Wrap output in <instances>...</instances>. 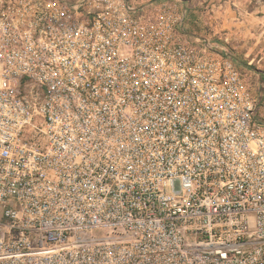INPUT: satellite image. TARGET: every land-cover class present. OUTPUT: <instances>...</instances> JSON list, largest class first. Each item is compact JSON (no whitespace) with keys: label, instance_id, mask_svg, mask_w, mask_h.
<instances>
[{"label":"built area","instance_id":"2783aa9c","mask_svg":"<svg viewBox=\"0 0 264 264\" xmlns=\"http://www.w3.org/2000/svg\"><path fill=\"white\" fill-rule=\"evenodd\" d=\"M174 0H0V264H264V120Z\"/></svg>","mask_w":264,"mask_h":264},{"label":"rangeland","instance_id":"374dc122","mask_svg":"<svg viewBox=\"0 0 264 264\" xmlns=\"http://www.w3.org/2000/svg\"><path fill=\"white\" fill-rule=\"evenodd\" d=\"M174 1L185 12L192 39L209 41L239 60L264 120V0Z\"/></svg>","mask_w":264,"mask_h":264}]
</instances>
